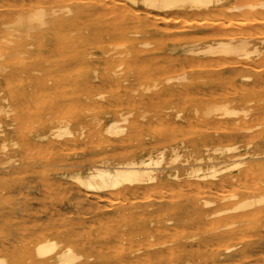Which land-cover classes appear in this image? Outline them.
I'll return each mask as SVG.
<instances>
[{
    "label": "bare ground",
    "instance_id": "obj_1",
    "mask_svg": "<svg viewBox=\"0 0 264 264\" xmlns=\"http://www.w3.org/2000/svg\"><path fill=\"white\" fill-rule=\"evenodd\" d=\"M88 1L87 3L74 4L67 3L68 0H0V8L3 9L0 20L1 18L5 20L0 24V74L2 73L6 77L11 68L10 65L17 64L18 71L30 74L34 83V94H44L42 89L55 91L62 85L71 83L75 86L74 91L71 94L63 92V97L72 98L78 94L90 104L77 110L76 107L75 111H69L67 119L57 124L52 121V118L40 117L42 113L47 115L54 111L56 105L52 100L43 104L36 103L33 109L29 106L17 109L11 103L9 104L7 97L0 98V114H4V117H0V168L6 169L3 173L9 175L20 170L31 169V164L19 154V151L13 149L9 151L8 148V127L16 128L17 124L26 122V118L34 119L30 120V124L37 125V128L32 127V134H24L20 131L24 139L23 143L27 148H30L32 144H44L51 150L64 151L69 146L78 145V142L85 139V146L97 153L111 152L115 154L128 146L127 142L131 141L134 135L142 133L145 129L147 110L141 114H134L133 110L137 106L136 99H139L141 104H153L161 98L166 100L171 97L184 100L196 92L209 90L212 95L214 94L213 97L218 96V99L227 101L209 105L204 111H201L202 115L212 125L220 129L217 131L224 130L229 134L244 137L245 150L241 151L238 144L233 142L225 146L226 151L232 153L230 156L217 157L213 156L210 151L216 153L222 149L210 147L208 143H205L203 144L204 153H200L192 159V155H184L179 144L177 119L187 120L190 116L186 112V108L179 107L175 111L159 112L158 118L161 121V127H159V123L160 129L158 128L159 132L156 133L158 140L155 144L130 154L128 152V155L123 159L114 162L110 160L111 156H99L101 158L91 162L86 170L78 171L77 169L73 179L78 186L86 189V196L92 195L90 193L92 191H94L93 194L95 192L98 194L111 190L115 194L109 195H115L116 198L127 197L129 194L135 195L140 189L147 191V194L149 189L159 188L164 181L171 180L179 185V191H183L185 188L190 190L194 194L192 206L203 208V210L208 208L205 211L209 216L229 211H241L242 218L254 209L256 212L257 206L262 205L263 207L264 149L257 148L260 145L257 142L264 141V103L253 104L251 99L243 97L237 105H231L228 95H232L234 92L227 94L220 91L216 81L202 83L197 79L202 74L221 76L226 70H230L235 75L234 80L238 79L241 82V91L247 93L256 85L264 87V0ZM101 12L109 14L115 20L112 21V25L111 23L100 24L97 21L93 24L92 21L88 23V20H94L95 13ZM8 13L14 15L7 18ZM200 19H204V21L206 19V21L202 22ZM158 23H164L166 26L163 28L160 25L161 28ZM203 25L205 27H202ZM188 29H193L194 32L184 35L183 33ZM66 30L68 33L62 34ZM170 35L176 37L173 38ZM106 38H115L119 42L112 43L114 46L111 48L99 47V42ZM154 38H158L159 41H155ZM167 39L171 40V45L169 43L167 45ZM35 41L48 42L50 50L46 54L41 53L37 62L29 65L26 63L28 58L25 54L30 52ZM88 44H91V47H99V53L90 51L91 47H88ZM167 46H172L169 48L170 56L176 54L184 56V58L178 59V62L172 65L160 64L157 59L159 51ZM86 63L91 64L93 68L91 73L85 76L84 83L97 81L113 86L111 94L106 90H98L93 84L81 87L80 83L83 82L79 79L80 75L73 77L74 75L66 72L69 67ZM231 85L233 86V84ZM228 91L230 92V90ZM9 95L11 98L15 96L12 91ZM60 96L62 97V95ZM122 96H127L128 102L129 100L133 101L130 110L127 112H124L123 108L116 110L113 117L105 123L96 112L97 109L101 104L109 102L113 98L122 102ZM116 108L118 107L116 106ZM195 112L198 113L200 110L197 109ZM25 113H28V116ZM197 113L195 114L197 115ZM227 117L230 118V123L223 120ZM6 118L10 120H6ZM112 134L114 136L123 134L125 137L111 140L110 135ZM52 138H56V140ZM13 144L18 145V142ZM81 144L83 145V143ZM167 156H169V162L173 164L184 157L185 166L169 165L167 170L160 169L159 166ZM57 157L56 154L54 158ZM232 157L233 159H230ZM59 158L62 156L59 155ZM72 165L75 164L72 163ZM80 165L83 164H77V166ZM235 167L241 169V174H227L219 181H210L209 178H215L219 173L235 169ZM247 179L254 180L257 184L258 180L263 183L258 188L254 185L257 191L260 190L259 196L244 197L236 202L214 204L209 194L206 193L214 187L222 188L226 184L232 185L237 180L243 183V180ZM245 182L247 183V181ZM235 184L231 187L237 186ZM229 189H227L229 193L231 190L235 191V189ZM225 192L226 190L224 194ZM219 196L221 197V195ZM236 196V194L232 195V197ZM98 197L104 196L98 195ZM137 199H141V197ZM121 202L120 200L119 203ZM147 208L146 210H148ZM171 211L173 218H169V222L172 219L179 221L186 215L183 213L185 209L180 207L172 208ZM259 212L261 213L259 210L256 214ZM140 216L142 215L140 214ZM208 223H212V221ZM235 224L237 225V223H231L228 224L229 226H225L231 227ZM209 225L211 228V224ZM225 226L222 228H226ZM140 228L142 233L147 231L145 225L138 226V232H140ZM169 228L171 227L164 223L156 230L164 236L168 234ZM232 230L223 233L224 238H232L234 234ZM136 232L137 229L133 228L132 235ZM72 234L75 232L71 231L70 235ZM148 234L147 241L145 240L146 246L152 248V251L147 252L145 257L143 255L145 264H180L177 259L178 252L185 249L183 242L178 238L170 240L161 238L153 241L149 239L155 236L153 232L150 231ZM240 236L238 235V238ZM239 244L240 242L228 245L226 251L230 255L249 251V248L237 250ZM62 245L57 236L39 232L38 238L33 244V251L31 247L25 248V257L32 260L33 264H112V262L114 264H129L131 254L139 250L131 248L127 254H117L111 260L99 258L92 261L93 256L86 254L85 245H82L81 252L75 250L71 245ZM25 261V259L16 260L10 264H24ZM5 262L2 258L0 263L4 264Z\"/></svg>",
    "mask_w": 264,
    "mask_h": 264
},
{
    "label": "rangeland",
    "instance_id": "obj_2",
    "mask_svg": "<svg viewBox=\"0 0 264 264\" xmlns=\"http://www.w3.org/2000/svg\"><path fill=\"white\" fill-rule=\"evenodd\" d=\"M116 1L120 2L121 0ZM87 2L89 1L70 0L69 2L68 0L67 3L82 4ZM2 11L3 9L0 8V14L3 13ZM12 15L14 14L8 13L6 16L9 18ZM108 15L109 14L102 12L95 13L94 20H88V23L92 21L93 24V22L97 21L100 24L111 23L112 25V21L115 20L112 19L110 15ZM200 20L202 22L204 21V19ZM200 20H198V22H201ZM2 21L5 20L1 18L0 24ZM163 24L164 23H158V26L161 27L160 25H162L164 28L166 25ZM202 27L205 26L203 25ZM63 32L64 33L62 34H65L66 32L68 33L67 30ZM193 32V29H188L183 34L186 35ZM198 34L201 35V33ZM170 36L173 38L176 37L175 35ZM154 40L159 41L158 38H154ZM117 41L119 42V40L115 38H106L101 40L98 46H107L111 48L115 43H117ZM166 43L167 45L168 43L169 45L172 44L171 40L168 39ZM91 46V44H88V47ZM99 47H91L90 51L99 53ZM171 47L172 46H167V48L159 51L160 53L157 59L159 60L160 64L172 65L177 63L178 59H182V57L184 58V56H177L176 54L170 56L169 48ZM49 50L50 46L48 42L35 41V44L30 49V52L25 54L27 55L26 58L29 59H26V63L29 65L36 63L41 53L46 54ZM89 65L91 64L86 63L72 66L69 67L66 72L74 75L73 77L80 75L79 79L83 82L80 83L81 87L93 84L98 90H106L109 92V94H111L113 86L105 85L97 81H94V83H84L85 76H88L93 68L92 65ZM17 66V64H11V68L6 77L3 76L2 73L0 74V98L7 97L9 104L11 103L13 107L18 109V107L29 106L33 109L36 103L43 104L51 102L52 100V102H54L56 105L54 111L47 115L42 113L40 117L47 119L52 118L54 123L59 124L60 122H63L67 119L69 111H75L74 109L76 107L77 110L80 107L90 105L87 101H85L84 97H79L78 94L74 95L72 98H67L65 96L63 97V92L66 94H71L74 91L75 86L71 83L62 85L55 91L42 89L44 94H34V83L30 77V74L27 72L18 71ZM234 76V73H232L230 70H226L221 76L202 74L197 80L202 83H211L213 80L214 82L216 81V84H218L217 87L220 91L226 92L227 94H232L234 92V94H232L233 96L228 95V101L231 105H237V103L242 101L241 99L243 97H248L251 99L253 104L264 103V87L256 85L249 92H243L241 91V82L238 79L234 80ZM231 84H233L234 87ZM80 86H77V88H80ZM228 90H230V92ZM11 91L15 95L14 98H11L9 95ZM60 95H62V97ZM213 95L211 92H209V90H206L196 92L186 97L184 100H177L171 97L166 98V100L165 98L158 100L156 99L157 101L153 104H141L139 99H136L135 103L137 106L133 110V113L141 114L147 110L145 129L142 133L134 135L133 139L127 142L128 146L115 152V154L111 152L99 154L95 150L85 146V139L81 142H78V145L69 146L64 151H58L56 149L51 150V148L48 146L46 148V145L44 144H32L30 148H27L23 143L24 139L21 136L20 131H22L24 134H32V127L37 128L36 124H30V120L34 119L26 118L27 121L19 123V125L17 124L15 126L16 128L8 127L9 131H7V136L9 137V151L11 149L19 151V154H21L22 157L31 164V169L24 171L20 170L15 174L8 175L3 173L6 169L0 168V262L2 258L6 261L4 264H10L16 260L25 259L26 261L24 264H33L32 260L26 259L25 248L31 247L33 251L34 241L38 238L39 232H43L57 236L61 240L63 244L62 246L71 245L79 252L82 251V245H85L87 249L86 254L93 256L91 259L92 261H95L99 258L111 260L112 258H115L117 254H127V252L132 248L139 250L134 254H131L129 257V264H145L143 258L147 252L152 251V248H148L146 246V238H148V233L152 231L155 236L149 239L153 241L155 239L161 238L162 240L178 238V240L183 242L185 249H183L181 252H178L179 257L177 259L180 261V264H258V262L259 264H264V205L263 207L262 205L260 207H256V209L258 211L260 210L261 213L259 212V214H256L258 211L256 210L255 212L254 209V211H252L254 212L253 214L252 212L248 214L249 217H247V215L241 218V211H229L223 214L209 216L205 211L208 208H204L203 210V208H195L192 206L194 194L190 190L185 188L186 191L184 189L183 191H179V185L171 180L164 181L159 188L149 189L148 193L150 195L148 193L146 194L147 191L145 192L144 189H140L135 195H127L128 198L126 196L116 198L115 195H109L115 194L114 192L112 193L111 190L98 194L96 192L93 194L94 191H92L90 192L92 195L86 196V189L84 187L78 186V184H76L75 180L73 179V176L77 173V169L78 171L86 170L91 162L100 159L104 155L108 157L111 156L110 160H113L112 162H114L123 159L126 155H128V152L130 154L134 151L136 152L138 149L150 147L155 144L158 140L157 134L159 132L158 130L160 129L159 127H161V121L158 118V114H160L159 112L175 111V109L179 107L186 108V112L190 116L187 120L184 118L177 119V127L179 129V144L184 155H192V159L198 154L204 153L205 147L203 144L205 143H208L210 147L222 149L216 153L210 151L213 156L217 157L230 156L232 153L226 151L225 146L232 144L233 142L238 144L241 151L245 150L244 137L237 136L235 134H229L224 130L217 131L220 129L215 127V125H212V123L204 115H202L201 111H204V109H206V107L209 105H212L215 102L224 103L227 101L222 100L221 98L218 99V96L213 97ZM111 100L101 104L100 108H98L99 110L97 109L96 111L105 123H107L113 117V115L116 113V110L123 108V111L127 112L130 110V107L133 104V101L129 100L128 102L127 96H122V102H119L114 98ZM126 105L127 107H125ZM116 106L118 108H116ZM197 109H199L200 112H195ZM195 113H197V115ZM25 115L28 116V113H25ZM0 117H4V114H0ZM31 117L34 116L31 115ZM229 119L230 118L227 117L223 120L227 123H230L231 120ZM6 120L10 119L6 118ZM188 120H190V125L189 122H187ZM202 126L203 128L206 127V129L208 128L209 130L203 129ZM207 126H211V128ZM121 137H125V135H110L111 140H116ZM52 139L56 140V138ZM14 142H18V145H14ZM81 143H83V145ZM257 144H260L257 148L264 149V141L260 140L257 142ZM67 150L73 151L68 152ZM56 154L58 157L54 158ZM59 155L62 156V158H59ZM230 159H233V157ZM183 160L184 157L177 161V163L173 164L169 162V156H167V158L161 163V166L159 167L160 169L165 168V170H167L169 165H179L180 167H184L185 164ZM231 162L232 160L230 163ZM72 163L75 165H72ZM79 163H82L83 165L77 166ZM227 174H241V169L235 167V169L232 168L230 170L221 172L217 177L209 179L212 182H216ZM237 181H234L233 184L236 183L235 185L238 187L235 186L232 188L231 186L233 184H226L222 188L214 187L211 189V191H206V193L209 194L210 199L214 201V204L219 202H236L244 197H254L260 195V190L258 189L257 191L256 188H254V185H256L257 188L261 187L263 184L261 181L258 180L259 185L255 183L256 181L253 180V182L251 179L243 180V183L240 182V180ZM245 181H247V183ZM10 183L11 185H9ZM8 186L10 187L8 188ZM229 188L233 190L235 189V191L231 190L232 193L231 191L229 193ZM245 188L248 189L246 190ZM225 190L228 193L225 192L224 194ZM233 194H236L237 196L232 197ZM98 195L104 197L99 198ZM219 195H221V197ZM113 196L116 200L112 198ZM140 197L141 199H137ZM120 200L122 201L121 203H119ZM146 207H148V210H146ZM175 207L185 209V212L183 213H186V215H184V219L182 218L179 221L172 219L171 222H169L168 219L173 216V212H170V210ZM119 211L122 212L119 213ZM121 214H125L126 217L125 215L121 216ZM140 214L142 216H140ZM209 220L212 221V223H208L210 222ZM238 222H240V224H238ZM164 223H167V225L171 228H169L168 234L163 236L160 235L156 229L158 226ZM231 223H237V225L235 224L231 227H228V224ZM209 224H211V228L209 227ZM140 225H145L147 227V231L142 233L140 228V232H138V226ZM225 225L228 226L226 227ZM222 226H225L226 228H222ZM133 228L134 230L137 229V232L133 233L132 235ZM230 230L234 231L233 237L224 238L223 233ZM71 231H74L75 234L70 235ZM238 235H241L242 237L240 236L238 238ZM238 242H240V244L237 250L249 248V251L243 254H236L234 252L235 254L230 255V253L226 251V247ZM112 264L114 263L112 262Z\"/></svg>",
    "mask_w": 264,
    "mask_h": 264
}]
</instances>
